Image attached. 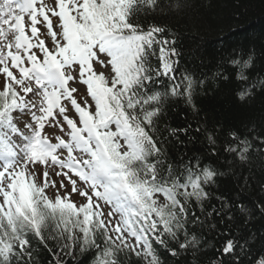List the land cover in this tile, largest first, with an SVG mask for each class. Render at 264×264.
<instances>
[{
    "label": "snow or ice",
    "instance_id": "6c2138e0",
    "mask_svg": "<svg viewBox=\"0 0 264 264\" xmlns=\"http://www.w3.org/2000/svg\"><path fill=\"white\" fill-rule=\"evenodd\" d=\"M184 3L0 0V264H264L235 224L264 216V127L166 119L175 101L199 117L205 81L181 67L176 36L142 18ZM230 63L247 81L252 57ZM201 134L202 150L181 140ZM222 153L231 200L216 191ZM217 217L205 261L194 229Z\"/></svg>",
    "mask_w": 264,
    "mask_h": 264
},
{
    "label": "trees",
    "instance_id": "16d2710c",
    "mask_svg": "<svg viewBox=\"0 0 264 264\" xmlns=\"http://www.w3.org/2000/svg\"><path fill=\"white\" fill-rule=\"evenodd\" d=\"M142 19L146 25L166 26L177 38L181 67L189 69L196 79L205 81L203 90H198L195 96L200 116L194 118L191 109L182 101L171 102L166 117L171 126L184 127L191 122L196 127L198 119L206 118L204 122L209 129L222 126L243 131L246 125L253 124L264 127V86L257 84L252 96L245 100L237 96L243 85L264 80V0H185L181 12L157 13ZM249 56L252 63L243 70L248 80L238 81L236 73L239 69L230 61L235 59L243 63ZM181 140L191 151L203 149L202 134L194 140L182 135ZM223 140L220 136L219 142ZM176 148L185 150L179 144ZM215 163L225 171L217 181V193L229 200L237 198L235 181L227 172L223 153ZM260 175L256 172L257 179ZM213 203L219 206L218 201ZM209 223L215 224L216 228L194 229L208 242L205 261L212 257L214 247L219 244L218 233L225 228L218 217L210 219ZM235 224L242 236L255 237L254 251L264 247V216L257 213L247 223L237 218ZM168 264L173 261L168 259Z\"/></svg>",
    "mask_w": 264,
    "mask_h": 264
},
{
    "label": "rangeland",
    "instance_id": "374dc122",
    "mask_svg": "<svg viewBox=\"0 0 264 264\" xmlns=\"http://www.w3.org/2000/svg\"><path fill=\"white\" fill-rule=\"evenodd\" d=\"M54 22H55V20H54ZM38 27H40V26L38 25ZM42 30H43V29H42ZM53 178H54V179H58V178H56V177H53ZM52 191H54V190H53V189H50V190H49L50 194H51Z\"/></svg>",
    "mask_w": 264,
    "mask_h": 264
}]
</instances>
